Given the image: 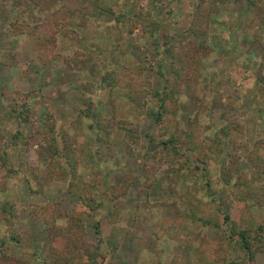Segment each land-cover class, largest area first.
I'll return each mask as SVG.
<instances>
[{
    "label": "rangeland",
    "instance_id": "rangeland-1",
    "mask_svg": "<svg viewBox=\"0 0 264 264\" xmlns=\"http://www.w3.org/2000/svg\"><path fill=\"white\" fill-rule=\"evenodd\" d=\"M65 2L0 0V264H56L48 219L67 227L79 206L73 174L49 167L48 113L57 159L96 186L99 206L72 214L79 238L102 237V264H264V241L250 261L225 219L264 238V31L247 1L214 5L200 47L196 0H101L115 10L76 12L44 54ZM107 71L117 80L103 87ZM98 119L132 130L100 144Z\"/></svg>",
    "mask_w": 264,
    "mask_h": 264
},
{
    "label": "trees",
    "instance_id": "trees-1",
    "mask_svg": "<svg viewBox=\"0 0 264 264\" xmlns=\"http://www.w3.org/2000/svg\"><path fill=\"white\" fill-rule=\"evenodd\" d=\"M66 1V2H65ZM247 5L250 11H252L255 16L257 17L258 23L261 25L263 31H264V0H246ZM65 5L61 11V18L62 23H56V26L52 28L51 34L44 36L41 35L40 38H38L39 42L38 45L41 47V50H44V54L48 53L47 49L50 46L52 42H56L57 35L56 32H59V34H64L69 32V19L76 13L79 12L82 15L88 14V11L91 6H96L100 10L106 11V12H112L115 9H111L106 7L104 4L101 3V0H64ZM225 0H196L194 3L193 8V14L195 15V23L198 25V23H204V25L207 26L206 29H201L199 27H194L190 30L194 36L198 38L201 37L198 41V45L200 47H206L207 46V40L205 38L206 34L208 33V27H209V17L211 16L210 10L214 8V5H217V3H224ZM69 22V23H68ZM68 24V26H67ZM203 31V32H201ZM258 38V37H256ZM198 40V39H197ZM55 44V43H53ZM189 44V42H188ZM53 48L54 45H51ZM174 46V45H173ZM173 46L167 47L165 55L171 54L174 58L176 55H173ZM186 46L183 44L182 49H186ZM193 56V55H192ZM179 59V55L177 56ZM101 83L102 86H109L112 85V82L116 83L117 77H116V71H107L104 74H102ZM113 86V85H112ZM116 86V85H115ZM171 98L170 93L166 95V97L162 98V103L159 106V109L157 111L156 115V121L161 122L164 121L167 111V101ZM95 105L92 103H89V106L86 105L87 110L81 111L85 112L86 116H89L90 113H92ZM82 115V114H81ZM80 115V116H81ZM47 124H46V132L48 136L50 137L48 140H50V146H54L53 149V157L50 161L49 167H58L60 168L63 178H66V175L68 173L73 174V178L70 180V190L74 192L76 195L79 196V206L72 211L71 213H67L65 217L69 218V226L67 227H58L57 226V217L56 216H50V219H48V230L49 235L51 237V256L52 261L56 264H102L105 260V255L102 252V243L103 239L101 236L98 237V241L87 243L83 241L81 238H79L78 234L82 231V222L78 218L75 217L72 213H81L82 211H85L88 208L96 209L99 206V203L97 201V198L93 195L94 185L92 184V196L87 194L89 188H85V186H81L79 182V174L77 175V160L74 157H67L65 162L58 160L56 157V154L60 153V150L55 147L56 142H58L56 137V120L53 118V115L51 113H48L47 116ZM126 120H116L112 121L109 119L108 121L104 120H96L94 123H92L90 128H92L94 131L97 132L96 134V140L100 144H106V143H112L113 142V136L111 135L113 132H115L118 129H123L127 132H131V128L127 126ZM18 134V133H17ZM116 136H119V133L116 134ZM17 137V135H15ZM173 140H169V142H172ZM49 142V141H48ZM163 144L165 142L163 141ZM1 157V155H0ZM4 162L7 161L6 156L1 157ZM64 160V159H63ZM256 164H259V160H255ZM69 168L68 172H65L66 168ZM53 170V169H52ZM52 170L47 169L46 174L49 175ZM207 185L210 186V182H207ZM65 214V213H64ZM195 216V215H194ZM226 220H231L232 225L230 226V234L228 235L229 242L233 245H235L237 248H239L242 252L246 253V256L251 261L254 259V253L255 248L264 241V238L262 235H254L251 236L249 233V229L241 228L236 221H233L231 219V216L229 214L225 215ZM206 221V220H205ZM216 226V225H215ZM95 228L98 234H100V226L99 223L95 224ZM258 230L264 231V224H260L258 227ZM6 242L3 241L2 244H5ZM61 249V251L64 252L63 255L60 254L58 249ZM259 247V246H258ZM10 259V258H6ZM77 260H79L77 263ZM83 259V260H82ZM76 261V263H75ZM233 264H240L239 262H234Z\"/></svg>",
    "mask_w": 264,
    "mask_h": 264
}]
</instances>
